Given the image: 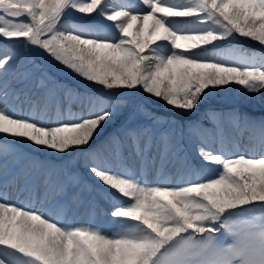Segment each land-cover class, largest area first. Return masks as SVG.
Listing matches in <instances>:
<instances>
[{"label": "snow or ice", "instance_id": "6c2138e0", "mask_svg": "<svg viewBox=\"0 0 264 264\" xmlns=\"http://www.w3.org/2000/svg\"><path fill=\"white\" fill-rule=\"evenodd\" d=\"M238 37L264 48V0H0V39L46 53L104 92L87 97L88 104L73 112L71 100L79 94L69 89L64 109L49 90L43 107L25 98V110L17 106L21 92L8 78L14 45H0V139L59 155L79 150L89 173L118 194L111 197L110 215L119 225L117 232L106 233L92 221L72 220L59 199L68 184L53 176L54 166L44 175L43 198L36 196L29 176L17 203H10L5 163L0 264H264V121L250 154L199 148L201 159L217 171L211 178L199 171L174 179L166 175L168 134L161 133L154 145L150 128L129 130V145L110 137L114 162L101 160L100 149L90 148L120 111L125 93L142 90L183 111L194 110L215 88L236 85L253 96L264 93V52L208 51ZM25 79L27 73L16 82ZM189 127L201 140L209 132ZM125 146L138 169L125 162ZM33 163L37 170L44 167ZM149 165L156 168L152 183ZM69 179L79 182L75 173ZM24 194L28 203L19 199Z\"/></svg>", "mask_w": 264, "mask_h": 264}, {"label": "rangeland", "instance_id": "374dc122", "mask_svg": "<svg viewBox=\"0 0 264 264\" xmlns=\"http://www.w3.org/2000/svg\"><path fill=\"white\" fill-rule=\"evenodd\" d=\"M68 22L71 23L75 21L69 20ZM7 43L10 45H14V51L16 53H19L17 58H14V60H12L11 64L13 80H15L16 77L21 76V74L27 73V68L23 67V65L27 64L31 58L29 55H27V53H24V51L27 52V50L22 46V42L6 41L0 39V45H5ZM233 46H231L230 48H232ZM228 47L229 46H227L225 50L220 49V51H218V49H216L214 51L217 53L227 51V49H230ZM30 50H33V55L36 56V54L34 53V49ZM44 57L49 61V64L59 70H62V72L57 70L55 71L52 66L47 65V67H49L51 71L64 76L66 79L77 85H80L85 89L90 88L94 91V93L98 94L96 95L92 93L93 91L87 89V91L91 92L92 94L85 96H82V94L78 95L76 98L74 97L75 100L71 102V109L72 107L74 109L75 106L80 105L82 107H85L88 104L87 97L89 96L104 95V92L100 87L97 86L96 88L95 86H93L92 82L87 83L86 81V85L80 84L76 78L66 74V72L70 70H67L60 64L55 65L52 61L49 60L50 58H47L45 55ZM35 74L36 77L33 79V81L38 84L39 87H42L39 93H45V90L48 91L49 88V90H51V88L53 87L51 86L52 82V85H55L57 87L60 86L56 90L62 89L64 94L69 89L76 94L81 93L77 90L78 88L72 87L71 84L63 80L52 81L50 74L45 70H38L37 73L35 70ZM79 78L82 80L81 77ZM48 79L52 81L51 83H49V85H47L46 83ZM41 81H43V86L41 85ZM31 83L32 81H29L26 88L33 90L31 89ZM22 86L25 87V85ZM231 91V95L223 93L222 91H217L219 92V96L217 97L219 102L214 105L212 104V106L216 109L212 110L211 112H204L203 110L199 109L200 115L203 118L208 117L209 121H211L210 123L207 122L208 125H203L200 122L199 117H190L189 115L190 118L186 117L187 119H185L180 115L175 114L174 112L157 113L154 116L160 118L159 122L157 123L155 120L149 118L145 113L144 107L140 103H137L133 111V115L130 118L127 116V119H129L128 122L125 119L123 122H120V126L119 124L113 125L112 121L107 123L106 125L110 128L106 131L105 138L97 140V142L90 145V148L100 149L98 156L101 160H106L105 157H107V161L114 162V156L112 153L113 146L109 141L110 137L115 136L119 138L122 144L129 145L130 139L126 135L129 130L139 131L141 128H150L155 143L159 139L161 133L168 134L169 153L168 162L165 165L164 172L167 167L172 168L170 170L174 171V173L169 177L174 179L178 175L187 173L189 171H192L193 173L199 171L204 178L214 177L215 175H217V171L215 170L214 166L207 164L201 159L198 154L200 147H205L206 150H211L213 152L223 151L225 154H250V149L254 148L255 145L258 144L261 137L260 122L264 121V113H262V110H264V93L253 96L242 91L240 86L236 85H232ZM22 95L23 92H21L20 99L22 98ZM137 96L138 95L136 93L124 94L125 100H130V102L136 101ZM20 99L16 101L17 106H22L21 103H19ZM63 100V104L65 105V101L67 100L66 97ZM221 104H224L228 106L227 108L230 107V109L233 110L228 111L224 115H222V112L220 110L224 109L220 107ZM137 106H140L142 110H137ZM163 106V109L165 110L170 108V106L166 107L168 106L166 105V103L163 104ZM67 107L68 104H66L65 109ZM26 109L27 108H25V110ZM79 111L80 109L75 110V112ZM236 111H238V114L235 113ZM243 111H245L244 113H247L244 114L243 117L249 116V119L243 120L239 118L240 112L243 113ZM54 115L55 113L53 114V116ZM190 125L193 127L199 126L202 129L209 130V132L206 133L204 137L205 139H209L208 142L205 143V139L201 140L200 137L191 132L189 127ZM116 128L118 129L115 131ZM229 133H233L230 136L231 139L235 141L233 147H229L227 144V134ZM196 140L201 141L202 143H199ZM4 144H8V148H5ZM27 147L34 150H30ZM125 148L130 149V147L127 146H125ZM44 150L46 149L34 148L31 143H26L23 141L17 142L14 138H9L8 140L0 139V171L3 170V165L6 163L8 171L7 181L9 183V187L7 188V192L9 194V202L17 203L18 190L24 187L26 177L30 176L35 179V174L36 172H38V170L36 167H34L33 162H38L44 166L39 169V171H41L39 174L41 175L43 173V175L38 178L39 180L37 182L35 181V194L36 196L43 198L44 187L42 181L44 179V175L46 171L49 170L48 166H54L53 168H51L53 176L55 177L58 174L61 179L68 184L67 194L59 197L60 200L66 202L67 204L68 216L71 217L72 220H74L77 224L83 225L89 221H92L95 226L103 228L106 233L117 232L119 230V225L113 222V218L110 215L113 210L110 200L112 196L118 194L113 193L111 189H108L106 186L99 183L97 179L89 173L88 169L85 167L84 156L79 157V154L81 155V152L79 150L69 152L65 156H62L61 159H54L52 157H40L39 154L44 152ZM4 153L7 154L5 155ZM17 157H19L18 160ZM131 157L133 162L135 163L132 167L138 169L139 162L134 155H132ZM123 158L125 160L124 155ZM193 158L197 162H192ZM125 162L127 163L126 160ZM18 166L20 167L19 170H13ZM73 173L78 174L79 176V182L75 185H73L72 181L69 179V177ZM155 173L156 168L149 165L147 170V180L149 181V183L155 181ZM3 179L4 178L0 176V182H2ZM90 195L92 196V199L90 198L87 203L81 202L85 197L86 199H88ZM95 197H99L100 200H97L99 202L92 204V200L95 202ZM19 199L24 203H28L27 194L20 195ZM52 199L53 197L50 195L49 202H51Z\"/></svg>", "mask_w": 264, "mask_h": 264}, {"label": "trees", "instance_id": "16d2710c", "mask_svg": "<svg viewBox=\"0 0 264 264\" xmlns=\"http://www.w3.org/2000/svg\"><path fill=\"white\" fill-rule=\"evenodd\" d=\"M172 1L173 2H178V3L182 2V0H172ZM78 22H80V20H78ZM81 22H83V21H81ZM226 46H230V47L233 46V48L234 47H239L243 51H246L248 53L260 54V53L264 52V48H262L257 42H252V41H250V40H248L246 38H242V37H238L237 40L231 41V42H224V41L219 42V46L217 48H219V47H226ZM209 49H212V48H209ZM24 53H27V55H29L30 58H31L30 61L27 64L23 65V67H26L27 68V71H26L27 72V79L23 80L22 83H18V82H16V79L18 77H20V76L16 77V79L13 80V72L10 71L9 72V75H8V78L13 81L12 87L15 88L16 90L20 91V92H23L22 99H21L22 102H24L25 101V98H27V100H29V101L37 104L40 107H43L44 106L46 94L49 92V89L50 88L48 89V91L45 90V93H39V91L41 90L42 87H39V85L36 84L33 81V79L36 77L35 70H36V73H37V71L38 70H41V69L47 71L50 74L52 81H54V80H56V81L63 80L65 82L71 84L72 87L78 88L77 90L81 92L79 95H82L83 94L82 96H85V95H89V94L91 95L92 93H94V91L92 93L91 92H88L87 90H85L80 85H77V84L71 82L70 80L66 79L64 76H61V75L57 74L54 71H51L49 67H47L46 65H44V64L41 63L40 59L37 56L33 55V53H32L31 50H27V52L24 51ZM20 54H22V53H20ZM18 55H19V53H16L15 58H17ZM44 55L47 58H50L49 60L52 61L55 65L59 64L58 62L54 61V59H52L50 56H48L46 53H44ZM32 72H33V74H32ZM51 80L48 79L47 82L45 81L47 83V85H49V83L52 82ZM83 80L86 81L87 83H90L89 81H87L85 79H83ZM29 81H32V83H31V89H33V90H30V89H27L26 88V86L29 83ZM68 81H70L71 83L68 82ZM52 84H53V82H52ZM52 84H51V86H53V87L51 88V90L54 92L56 99L59 100L61 107L65 109L66 104H68L69 101L66 100L65 101V105H64L63 104V102H64L63 99L65 98V96H64L65 94L63 93V90L62 89L56 90L60 86L57 87V86L52 85ZM22 85H25V87H23ZM93 86H95L97 88V85H95L94 83H93ZM231 88H232V86L223 87V88H215V89H212L210 91H207L206 94L204 95L203 99L201 100V102L192 111H183V110H179V109H175L174 110V108H172V107H170L167 110H165V109H163L164 108L163 106H159V107L151 106L149 103H147L146 101H144L142 99V97L137 96L136 97L137 98L136 101L130 102V100H125V103L121 107L120 111H118L116 113V115H114L113 118L111 120H109L107 123H109L110 121H112V124L113 125L119 124V126H120L121 125L120 124L121 121L123 122L126 119L127 122H128L129 119H127V116L130 118L133 115V111H134L137 103H140L144 107L145 113H146V115L149 118L154 117L157 113H160V112H163V113H166V112H174L175 114H178V115H180L181 117H183L185 119H187L186 117L190 118L191 116L199 117L200 118V122L203 125L204 124L205 125H208L207 122L210 123L211 121H209V118L208 117L203 118L200 115V113H199V109L203 110L204 112H211L212 110L216 109L215 107L212 106V104L214 105V104H216V103L219 102V100L217 98L219 96V92H217V91H222L223 93H226L228 95H231L232 94ZM140 92L142 94H144L145 96L149 97L150 100L153 103H156V104H159V105L165 104V102H163L162 100L157 99L155 97H152L150 95H147L142 90ZM94 94H96V93H94ZM96 95H98V94H96ZM76 97L77 96H75V98ZM73 100H75V99L73 98L71 100V102ZM23 107L28 109L29 104L24 102L23 103ZM220 107H222V109H224V110H220L222 112V115H224L228 111H232L233 110V109H230V107L227 108L228 106H226L224 104H221ZM225 108H227V109H225ZM72 109H73V107H72ZM78 109H80V111H81L82 106L81 105L80 106H75L74 109H73V112H75V110H78ZM262 111H263L262 113H264V110H262ZM50 112H51L52 115L55 113V104H53L50 107ZM244 112L245 111H243V113L240 112V115H239L240 117L239 118H241L243 120L249 119V116H244L243 117L244 114H247V113H244ZM235 113L238 114V111H236ZM189 115H190V117H189ZM106 124H104L102 126V128H104V129L101 128L102 130H100L99 133H98V135H96L93 138V140L91 142V145L94 144L95 142H97V140H101L102 138H105V136H106L105 133L110 128ZM117 129L118 128H116L115 131ZM232 134L233 133L227 134V144H228L229 147H233V145L235 143V141H233V139H231V137H230ZM205 140H206L205 143H207L209 139L206 138ZM197 142L202 143L201 141H197ZM154 145H155V142H154ZM27 148L30 149L29 147H27ZM30 150H34V149H30ZM230 150H231V148H230ZM33 152H36V151H33ZM123 155H124L125 160L127 161L128 164H130V165H134L135 164L133 162V160H132V157H131L132 154H131V150L130 149H126L124 147V149H123ZM39 156L40 157H43V158L44 157H52L54 159H61L62 156H65V155H59V154H57V153H55L53 151H48L46 149V150H44V152H42L41 154H39ZM79 157H83V155L82 154L81 155L79 154ZM105 158L107 160V157H105ZM192 162H197V161L193 158L192 159ZM82 168H83V166H82ZM40 172L41 171H39V173ZM171 174H173V172H169V175H171ZM41 175H43V173ZM41 175L39 174L38 177H40ZM81 202H84V200L81 201Z\"/></svg>", "mask_w": 264, "mask_h": 264}, {"label": "water", "instance_id": "95a60500", "mask_svg": "<svg viewBox=\"0 0 264 264\" xmlns=\"http://www.w3.org/2000/svg\"><path fill=\"white\" fill-rule=\"evenodd\" d=\"M34 51H35V53H36V54L42 59V61H43L45 64L48 63L47 60H45L44 57L41 55L40 52H38V51L35 50V49H34ZM47 65H49V64H47ZM58 71L62 72V70H58ZM63 73H65V72H63ZM66 74L70 75L71 77L76 78V79L79 81L80 84H82V85H86L85 82H84L83 80H81V79L79 78L78 75L72 73L71 71H67ZM143 98H144L146 101H150L149 98L146 97V96H143Z\"/></svg>", "mask_w": 264, "mask_h": 264}]
</instances>
